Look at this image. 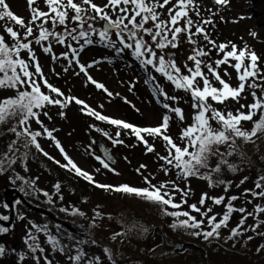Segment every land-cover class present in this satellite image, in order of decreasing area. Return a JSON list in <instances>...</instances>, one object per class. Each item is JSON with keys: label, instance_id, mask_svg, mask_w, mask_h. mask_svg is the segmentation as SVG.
<instances>
[{"label": "rangeland", "instance_id": "rangeland-1", "mask_svg": "<svg viewBox=\"0 0 264 264\" xmlns=\"http://www.w3.org/2000/svg\"><path fill=\"white\" fill-rule=\"evenodd\" d=\"M6 2L10 10L18 17H22L25 23L30 20L31 14L27 0H6ZM94 2L97 5H103L106 0H94ZM173 3H175V0H173ZM196 3L199 5L200 15L197 16L195 12H190V16L194 21L200 23L205 19L212 21L211 24L203 25L209 34V38L215 41L217 45H229L226 51H230L233 44L237 46L238 50L246 47L259 57L258 66L264 71V0H227V3L223 5L216 4L215 0H196ZM39 6L41 10L47 11L42 0ZM161 11L163 12L161 19H166L167 9ZM6 23L19 30L21 34H23V29H20L13 22L0 21V34L5 35L6 40L12 43L3 31ZM102 24L103 22L100 21L96 26L100 27ZM48 26L50 25H46V27ZM62 30V27L57 29V31ZM193 31H195L194 28ZM112 38L115 39L114 34ZM97 39V37H93V40ZM146 39L148 38L146 37ZM195 39L198 40L201 46H206L205 50L211 49L209 57L204 58L208 62L222 58L223 54L218 53V50L212 48L211 45H207L202 37H195ZM68 42L72 43L75 48L79 47L74 41L69 40ZM82 43L83 41H81ZM32 47L42 66L45 78L51 85L58 88L65 97H75L105 117L123 121L139 128L157 127L161 124L163 115L167 114L171 119L166 134L177 145L184 146V141L180 138L181 131L192 123L194 115L190 95L181 90H176L170 82L160 76V74L155 73L151 67L146 71L128 50L117 55L115 49L94 43L85 46L83 51L79 52L77 57L79 63L86 66L88 75L91 76L92 80L104 85V88L107 89V91H104V89H98L95 84L89 81L88 76L80 72L78 64L73 62L69 66L68 60L63 59V54L67 51L64 45L52 43V54L61 57L56 61H53L52 54H46L40 46L33 44ZM191 48L192 45H189L184 40L177 49L170 50L175 53L173 58L182 69ZM22 57L27 59V54L22 53ZM69 59H72L70 52ZM189 63L191 64V62ZM231 63H235V61H231ZM90 64L92 67H87ZM65 68L68 70L65 71ZM225 69L230 73V76H223ZM218 71L233 87L238 84L237 73L234 68L224 65ZM149 76L155 77V80L146 83V80H149ZM156 84H159L167 95L179 97L178 102L165 101L163 96L154 95L153 88ZM42 90L47 92V89ZM251 92L252 89H247L242 94L243 98L239 100V103L228 100L224 105L213 104V106L221 111H232L235 113L237 109H240L241 104L251 103ZM108 93L112 95H108ZM14 95L15 92L13 90H0V99ZM158 100L160 103L157 102ZM163 103H168L173 107H180L183 110L185 119L180 121L174 113H170L162 107ZM240 110L247 111V109ZM44 112L47 115H44ZM61 112L63 115H61ZM39 119L45 127L52 131L53 136L60 142V145L71 160L80 169L89 173L95 183L112 186V188L127 185L143 189L149 186L145 182V178H147L155 186H159L161 183H168L170 190L172 184L169 182H175L181 189H190L187 204L182 209H179L183 211H190L188 208L190 204L199 206V200L205 193L209 197L223 196L225 197V203L228 197L238 196L240 198L233 201V206L246 208L248 212H252L256 204L264 205V198L253 199L251 195H243L245 189H254L255 181L258 177L264 175L263 171L254 164L253 159L255 156L252 155L256 153L263 156L262 164L264 165V146H256L251 150H248L247 146H243V148L239 149L241 143L237 138L236 150L233 152L235 154L226 157L228 164L235 165L236 170L233 172L229 170L227 164L221 165L219 172L211 173V179L213 182L224 181V183H219L218 185L214 183L213 186H209L208 180L197 176L189 177L187 180L178 178V170L165 165L164 161L159 159L161 156L168 155L165 141L162 139L151 136L146 137L148 143L155 149L154 152L149 153L145 145L137 140L130 130L125 132L124 138L121 136L122 128L88 115L87 109H84L82 105H77L74 101L63 109L59 106H48L41 110ZM13 123L15 122L12 121L0 125V155L8 152V146L12 141H16L15 147L18 149L14 153H8L9 156L16 158V163L9 167L5 162L4 167L6 170L0 173V216H8L9 214L7 207L4 206L3 193L5 189L11 188L17 190L29 204L49 211L72 230H67L61 226L58 229V224L51 222L47 217L27 210L20 203L14 202L13 223L6 228L8 231L0 232V248L4 249L0 253V264H37L36 258L40 259V264H44V256H47L52 261V264H72L68 256L76 255L77 247L87 253L81 264H87L88 260L94 257H99L101 264H113V262L115 264L114 253L117 260H123V258H117V253L112 252V260H109L103 250L104 248H109L108 244H110L109 242L115 235L117 222L113 221V217H115L119 209L128 215L137 211L138 216L144 218L142 222L148 224L144 228L148 234H146L145 242L155 243V245L162 242V234L158 230L165 227V230L170 233L168 236L171 240L169 241L171 250L174 249L173 246L176 244L181 245L179 249L174 250V253H171V250L167 253L163 251L156 253L149 249L145 257H148L150 264H201L202 261L204 264H250L249 259H244L241 256L244 253L254 257L257 264H264V235L260 234L264 233V224H261L255 232L245 230L256 223V219L253 217L250 216L246 220L244 228L241 229L243 234L232 239H228L230 229L237 227L242 215L238 212L233 213L228 227L220 229V237L218 239L213 237L206 240L203 236L191 235L190 233L194 230H186L189 233L188 239H203L205 242L200 246L198 245L199 247L191 246V249L190 246H185L187 249H184L183 242L185 238L181 236L182 233H178L179 228L173 230L170 227L175 218L164 215L161 209H159V213L158 211L156 212L155 206L152 203H148L149 201L136 199L124 204L119 196L107 197L110 196L109 190L104 188V190L97 188L99 191L93 190L85 184L87 180L75 175L74 171L65 169L63 178H61L53 173L50 166H42L35 158L33 161L29 160L28 157L33 158V156L37 155L31 146L24 147L25 138L17 140L15 133L9 131ZM213 123L215 124V122ZM29 127L32 131H41L43 133V129L36 124L35 120L29 121ZM242 127L248 130L247 127ZM18 130L20 129L18 128ZM117 132L120 133L119 137L116 136ZM260 136L264 139V134H260ZM116 139L122 141V143L114 144L113 140ZM93 140L102 143L113 155L116 163L114 166L109 165L112 171L104 168L97 159V157L102 158L93 145ZM37 142L43 151L56 161L61 164L67 163L59 149L55 147V144L45 134L38 137ZM238 150H243L245 155L241 157ZM227 152L228 149L224 146L223 153ZM25 153L28 155L26 159L24 157ZM218 162L219 157L215 155L209 157L210 168H215ZM141 165L145 167L141 168ZM259 167L262 166L259 165ZM164 168H168L167 175L163 170ZM200 172L209 174V169L201 168ZM245 177H247L246 180ZM75 178L77 179L78 188L81 189L78 195L68 191L65 184L66 180L74 182ZM242 180L244 183H241ZM25 181L30 183H25ZM57 183L60 184L59 192L54 187ZM226 187L227 191H225ZM22 188L24 191L20 190ZM91 191L95 193L101 192V196L90 195ZM256 191L259 190L256 189ZM44 192H47L51 197L50 203L48 202L49 197H46L43 194ZM173 195L175 196L174 202H181L179 193H173ZM103 196L106 198H103ZM248 200H251L252 203H247ZM208 207L213 209V212L209 213V215H222L225 211L223 204L219 206L213 205L211 200L206 201L202 210ZM62 208L66 209V211H61ZM73 210H78V213H83L84 215L70 214ZM168 211H173V209H168ZM96 213H100V216L97 217ZM192 215L200 219L198 213H192ZM21 217L23 218L21 219ZM258 219L264 220V213L260 214ZM163 220H165L164 223ZM33 225L41 228L47 225L48 233L55 236L60 241L61 246L67 245L65 252H53L51 245L46 242L47 235L45 232H37ZM0 228L5 227L0 226ZM131 228H134V226H131ZM209 230L210 228L207 226V220L205 219L202 228L195 231ZM139 232L137 231V233ZM30 233L36 236V242L45 249L43 254L39 251H30L29 244L33 243L29 239ZM143 234L141 232L140 239ZM69 236H73L74 239H69ZM26 239L29 240V244L25 243ZM188 239L187 242H192ZM78 240L87 242L78 245ZM92 241H95V243H92ZM215 241H225V246L228 247L229 243L232 248L238 251H234L235 253L230 256H227L228 253L226 252L223 255V252L218 251V248L214 246ZM140 242H138L137 247L144 243L140 244ZM121 256L124 257L123 254ZM129 264L141 263L134 262Z\"/></svg>", "mask_w": 264, "mask_h": 264}, {"label": "snow or ice", "instance_id": "snow-or-ice-1", "mask_svg": "<svg viewBox=\"0 0 264 264\" xmlns=\"http://www.w3.org/2000/svg\"><path fill=\"white\" fill-rule=\"evenodd\" d=\"M40 2L41 0H27L31 18L25 23L22 17H18L10 10L6 0H0V21L13 22L20 29H23V34H21L19 30L9 26L8 23L4 25L3 31L12 43L6 40L5 35L0 34V90H13L15 92L12 97L0 99V125L14 121L15 123L10 126L9 131L15 133L17 140L25 138L24 147L34 146L37 151L42 152L49 160H53L61 168L74 171L75 175L84 178L89 183H93L95 187L135 195L160 205L164 215L175 218L170 225L173 230L177 228L191 229L194 230L190 233L191 235L203 236L206 240L213 237L218 239L220 237V229L228 227L233 213L237 212L242 214L241 219L237 227L230 229L228 239L243 234L241 229L244 228L245 222L250 216L256 219V223L250 226L249 229H245L246 231L255 232L261 224H264V220L258 219L259 215L264 213V205L256 204L252 212H248L243 207L236 208L233 206V201L238 200L240 198L238 196L228 197L225 203V197H209L205 193L199 200V206L190 204L188 205L190 211H183L179 209H182L187 204L190 189H181L175 182H169L172 184L170 190L168 183H161L159 186H155L147 178H145V182L149 186L143 189L127 185L112 188V186L95 183L89 173L80 169L71 160L60 145V142L53 136L52 131L45 127L39 119L41 110L48 106H59L63 109L74 101L77 105H82L84 109H87L88 115H92L98 120L106 121L119 128L130 130L136 139L145 145L149 153L154 152L155 149L148 143L147 136L160 138L165 141L168 155L161 156L159 159L164 161L165 165L177 169L178 178L187 180L189 177L197 176L208 180L209 186H213L214 183L218 185L219 183H224V181L213 182L211 173L219 172L221 170L220 166L224 164H227L230 171L234 172L236 170V166L228 164L226 159L227 156H231L236 150V139L254 142V137L264 134V73L261 72L258 66L259 57L254 52L249 51L246 47L238 50L234 44L231 45L230 51H226L229 45H217L215 41L211 40L203 25L211 24L212 21L205 19L200 23L194 21L190 16V12H195L197 16L200 15L199 5L196 0H175V3H173V0H106L103 5H97L94 0H42L47 11L41 10ZM215 3L223 5L227 3V0H215ZM169 5L171 6L168 7ZM164 9H167V18L161 19L163 15L161 10ZM38 21L39 23H37ZM100 21L103 24L97 27L96 25ZM46 25L50 26L46 27ZM61 27L63 30L57 31ZM193 28L195 31H193ZM113 34L115 39L112 38ZM94 36L98 39L93 40ZM195 37H202L207 45H211L212 48L218 50V53L223 54L222 58L212 62L204 59L209 57L211 49L205 50L206 46H201ZM69 40L74 41L79 47H73L72 43L68 42ZM184 40L189 45H192V48L182 69L173 58L175 53L170 50L177 49ZM81 41H83L82 44ZM53 42L66 47L67 51L63 54V59L68 60L69 66L73 62L78 64L80 72L88 76L89 81L95 84L98 89L107 91L104 85L92 80L91 76L88 75L86 66L80 64L77 59L79 52L83 51L85 46L94 43L115 49L117 55L128 50L146 71L151 67L155 73L160 74V76L170 82L176 90H181L190 95L194 115L192 123L181 131L180 138L184 141V146L177 145L166 134L171 119L167 114L163 115L159 126L139 128L123 121L105 117L75 97H65L58 88L51 85L45 78L42 66L32 47L33 44L38 45L46 54H52ZM69 52L72 59H69ZM22 53L27 54V59L22 57ZM60 58L52 54L53 61ZM245 60L248 63H245ZM231 61H235V63H231ZM224 65L234 68L236 71L238 84L235 87L223 78V76H230L226 69L223 72V76L218 71ZM87 67H92V65L90 64ZM64 70L67 71L68 69L65 68ZM151 80H155V77L149 76V80H146V83ZM42 89H47V92ZM247 89H252L253 102L240 105V109H247L246 112L240 109H237L235 113L232 111H221L213 106V104L224 105L228 100L239 103V100L243 98L242 94ZM257 89L260 90L259 95L256 91ZM153 93L154 95L163 96L165 101L178 102L180 99L176 96L167 95L159 84L155 85ZM108 95L112 94L108 93ZM157 102L160 103L159 100ZM162 107L168 112L174 113L180 121L185 119L183 110L180 107H173L168 103H163ZM43 114L47 115L46 112ZM61 115H63L62 112ZM257 116L259 118L254 119ZM30 120H35L36 124L43 129V133L41 131H32L29 127ZM246 121L252 122L250 130L242 127V122ZM213 122H215L216 127L213 126ZM42 134H45L55 144L64 160L67 161L66 164H61L49 156L48 153L43 152L37 142V138ZM119 135L120 133L117 132L116 136L119 137ZM113 143H122V141L116 139L113 140ZM15 144L16 141H12L8 146V152L0 155V173L6 170L4 167L5 162L9 167L16 163V158L8 155V153L18 151ZM221 145L228 146L229 150L227 153L220 152ZM213 155L219 157V162L215 168H210L208 160ZM26 156L27 153L24 154L25 158ZM97 159L104 168L112 171L108 163L99 157ZM144 167V165H141V168ZM201 168L209 169V174H202L200 172ZM163 170L167 175L168 168ZM246 179L247 177H245ZM25 183L30 182L25 181ZM241 183H244V181L242 180ZM54 187L57 192L60 191L59 183L54 185ZM256 189L259 191H256ZM20 190L24 191L23 188ZM225 191H227V187ZM173 193L180 194L181 202H174L175 196ZM43 194L49 197L48 202L50 203L51 197L49 194L47 192ZM243 195H251L253 199L264 198V175L258 177L255 181L254 189H245ZM207 200H211L213 205L219 206L223 204L225 207L223 214L209 215V213L213 212L211 207L202 210ZM16 203L19 204L20 201H16ZM247 203H252V201L248 200ZM4 206L8 207L7 205ZM169 208L173 209V211H168ZM61 211H66V209L62 208ZM192 213H198L200 219H197ZM70 214L84 215L83 213H78V210H73ZM96 215L99 217L100 213H96ZM7 219L8 216H0V220ZM205 219L210 230L195 231L202 228ZM33 227L36 228L37 232H45L47 235L46 242L51 245L53 252H65L67 245L61 246L60 241L48 233L47 225L42 228L36 225H33ZM59 227L57 225L58 229ZM6 231H8L6 228H0V232ZM260 234L264 235V233ZM117 235L122 234L117 233L112 239L115 240ZM29 239L33 243L29 244L28 239L25 240V243L29 244L30 251H39L43 254L45 249L36 242V236L30 233ZM69 239H74V237L69 236ZM86 242L78 240L77 244ZM92 243H95V241H92ZM3 251L4 249L0 248V253ZM103 251L108 259L112 260L111 250L104 248ZM86 255L87 253L77 247L76 255H69L68 259L72 264H81ZM36 261L37 264H40L39 258H36ZM44 264H52V261L47 256H44ZM87 264H101V261L99 257H94L90 258Z\"/></svg>", "mask_w": 264, "mask_h": 264}, {"label": "trees", "instance_id": "trees-1", "mask_svg": "<svg viewBox=\"0 0 264 264\" xmlns=\"http://www.w3.org/2000/svg\"><path fill=\"white\" fill-rule=\"evenodd\" d=\"M245 63H248V61L245 60ZM261 72L264 73V71H262V70H261ZM256 91H257V93L259 95L260 94V90L257 89ZM251 97H252V95H251ZM252 102H253V98H252L251 103ZM258 118H259L258 116L254 117V119H258ZM213 125L216 127V125L214 123H213ZM242 126H245V127L248 128V130H250L252 128V122H250V121L242 122ZM126 131L129 132V130L123 129V131L121 132V136L124 137L125 134H126L125 133ZM239 140H240V143H241V146H240L239 149L243 148V146L244 147L247 146L248 150H251V149H253L256 146H264V139L260 136V134L257 137L253 138L254 142H245L242 139H239ZM224 146H226L227 149H228L227 145H221L220 149H219L220 152H223ZM31 148L34 151V153H36L37 156H33V158L28 157L29 160L33 161L34 158H35L38 162L41 163L42 166H50L52 168L53 173H55L56 175H59V177L63 178V174H64L63 172H64L65 168H61L57 163H54L53 160H49L45 155H43L42 152L37 151V149L34 146H31ZM238 153L240 154L241 157H243L245 155L243 150H238ZM233 154H235V153H233ZM252 155L255 156L254 159H253L254 160V164L256 165L257 168H260L263 171V173H264V165L262 164L263 156L257 155L256 153H253ZM252 155H250V157H252ZM244 161H245V159H244ZM44 162H45V164H44ZM259 165H261L262 167H259ZM71 182L66 180L65 184L67 186V190L71 191L72 194L75 193L76 195H78V193L81 192V189H79L78 186H77V179L75 178L74 182H72V183ZM85 184L88 185L89 187H91L95 191L98 190L97 187H95V185L89 183L88 181H86ZM100 189H103V188H100ZM100 191H102V190H100ZM109 191H110V196H107V197L113 198L115 196H119L121 198V202H123L124 204H127L128 202L130 203L132 200H136V199L144 200V199H142V198H140L138 196H135V195L126 194V193H123V192H116V191H113L111 189H109ZM90 195H99V196H101V192L100 193H95V192L91 191ZM103 198H106V197L103 196ZM148 203H151V202H148ZM152 205L155 206V211L156 212L158 211V213H159V209H161V206L158 205V204H155V203H152ZM157 206H159V207H157ZM132 209L134 210V208H132ZM119 210L116 212L115 217H113V221L117 222L116 223L117 229L115 231V235L117 233H121L122 235H117L116 239L115 240L112 239L109 242L110 244H108V247L110 248L111 252H113V253L116 252L117 253V258H123L122 261H125L126 264L134 263V262L135 263H141V264L144 262L145 264H150L148 257L147 258L145 257L146 254L148 253L149 249L154 251V252H156V253H158L159 251H163L164 253H167V252H169L171 250V246L169 244V241H171V240H170V237L168 236V234H170V233L167 230H165V227L164 228L162 227V228H160L161 230L160 229L158 230L159 233L161 231L162 242H160L158 244L156 243V245H155V243L148 242L149 243V245H148V243L145 242L146 237H147L148 234H147L146 230L144 229L145 226H148V224L146 222H142V220L144 218L139 217L137 211H134L131 215H128L127 213L124 214L125 213L124 211L122 212L120 210L121 211L120 212ZM169 210H171V209L169 208ZM137 221H139V223H137ZM145 221H148V220H145ZM164 221L165 220H163V223H164ZM131 226H134V228H131ZM137 231H140V232L137 233ZM141 232L144 233V234H143V236L140 239ZM183 232H185V233H183ZM178 233H182L181 236L185 238V241L183 242L184 249H187L185 246H190V248H191V246L192 247L198 246V245L200 246L201 244H203L205 242L203 239H197V238L188 239L189 233H187V231L185 229H183V228H179ZM187 239L192 241V242H187ZM139 241H141L140 244L143 243V242L144 243L140 247H137V244H139L138 243ZM195 244H197V245H195ZM214 244H215L214 246L218 248V251H222L223 252V255H224V252H226V253H228L227 256L228 255L230 256V255L235 253L234 251H238L237 249L232 248L229 245V243H228V247L225 246V241H223V242H221V241L216 242L215 241ZM206 246H209V245H206ZM163 252H161V253H163ZM171 253H174V249L171 250ZM121 254H123L124 257L121 256ZM239 254H241V253H239ZM241 256L244 259H249L250 260V264H257L256 259L254 257H252L251 255H249L247 253H244ZM114 259H116L115 258V253H114ZM209 261H211V260H209ZM201 264H204L203 261L201 262Z\"/></svg>", "mask_w": 264, "mask_h": 264}, {"label": "water", "instance_id": "water-1", "mask_svg": "<svg viewBox=\"0 0 264 264\" xmlns=\"http://www.w3.org/2000/svg\"><path fill=\"white\" fill-rule=\"evenodd\" d=\"M93 145L96 147V150L98 151V153L100 154L101 158L108 163L109 165L114 166L116 161L113 157V155L111 154V152L106 149V147L96 141L93 140ZM109 157H111V159H109ZM4 199H5V203L7 204V206L10 209V214H9V221L5 224H3L4 226H9L11 224L12 221V217H13V207H12V203L11 201H13L15 198H19L31 211L41 214L45 217H47L51 222L58 224L60 226H62L63 228H66L68 230H71V228H69L66 224H64L63 222L59 221L58 219H56L50 212H48L47 210H45L44 208L41 207H35L31 204H29L19 193L18 191H16L15 189H6L3 193ZM10 198V200H9ZM2 223V222H0ZM180 245L177 244L175 245V249H179ZM123 262L120 261H116V264H122Z\"/></svg>", "mask_w": 264, "mask_h": 264}, {"label": "flooded vegetation", "instance_id": "flooded-vegetation-1", "mask_svg": "<svg viewBox=\"0 0 264 264\" xmlns=\"http://www.w3.org/2000/svg\"><path fill=\"white\" fill-rule=\"evenodd\" d=\"M9 200H10V198H9ZM16 201H20V204L23 206V207H25L27 210H30L19 198H15L13 201H11V203H12V206L14 205V202H16ZM3 202L5 203V199H3ZM6 204V203H5ZM7 209H8V211H9V213H10V210H9V208L7 207ZM31 211V210H30ZM33 212V211H32ZM35 213V212H34ZM13 216H14V206H13ZM9 221V214H8V219H7V221L6 220H0V222H2V223H0V226L1 227H5V228H8V227H10L11 225H12V223H13V218H12V221H11V224L9 225V226H4L3 224H5V223H7Z\"/></svg>", "mask_w": 264, "mask_h": 264}]
</instances>
